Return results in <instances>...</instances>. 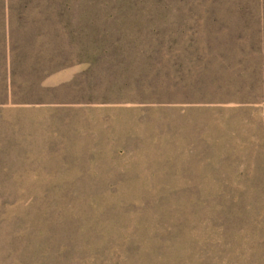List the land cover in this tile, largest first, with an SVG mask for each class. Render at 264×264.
I'll return each mask as SVG.
<instances>
[{"label":"rangeland","instance_id":"374dc122","mask_svg":"<svg viewBox=\"0 0 264 264\" xmlns=\"http://www.w3.org/2000/svg\"><path fill=\"white\" fill-rule=\"evenodd\" d=\"M10 2L0 264H264V26Z\"/></svg>","mask_w":264,"mask_h":264},{"label":"trees","instance_id":"16d2710c","mask_svg":"<svg viewBox=\"0 0 264 264\" xmlns=\"http://www.w3.org/2000/svg\"><path fill=\"white\" fill-rule=\"evenodd\" d=\"M10 1L0 0V26L14 22L15 6ZM154 2L157 24L150 22L151 26H264V0H141L145 8ZM27 22L24 18L19 21ZM125 261L120 258L116 264Z\"/></svg>","mask_w":264,"mask_h":264},{"label":"crops","instance_id":"0c3cea01","mask_svg":"<svg viewBox=\"0 0 264 264\" xmlns=\"http://www.w3.org/2000/svg\"><path fill=\"white\" fill-rule=\"evenodd\" d=\"M255 105V104H254ZM257 105V104H256ZM260 107H264V105H261Z\"/></svg>","mask_w":264,"mask_h":264}]
</instances>
